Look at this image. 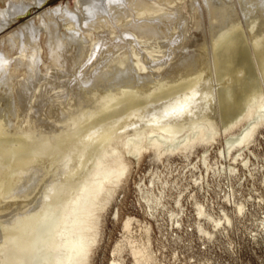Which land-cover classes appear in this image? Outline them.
I'll return each instance as SVG.
<instances>
[{"label": "bare ground", "instance_id": "obj_1", "mask_svg": "<svg viewBox=\"0 0 264 264\" xmlns=\"http://www.w3.org/2000/svg\"><path fill=\"white\" fill-rule=\"evenodd\" d=\"M48 1L0 0V264H94L134 175L149 219L124 218L111 264H161L150 220L180 237L190 198L209 237L245 214L264 0Z\"/></svg>", "mask_w": 264, "mask_h": 264}, {"label": "rangeland", "instance_id": "obj_2", "mask_svg": "<svg viewBox=\"0 0 264 264\" xmlns=\"http://www.w3.org/2000/svg\"><path fill=\"white\" fill-rule=\"evenodd\" d=\"M59 1L61 0H49L48 4ZM258 143V156H253V162L260 166V170L257 169L254 177L249 174L247 177L243 176L241 180L239 177L234 180L238 199L249 200L247 212L238 214L232 224H226V228L221 227L213 237L200 233L195 225L188 227L189 224L194 223L196 213L192 204L194 200L191 198L188 203L190 220L186 221V228L178 229L180 237L175 235L176 232L171 234L173 233L171 227L166 230V225L160 228L155 220H150L154 227L153 247L161 259V264H264V228L259 226L260 218L264 217V135L259 138ZM152 166L151 159L144 158L137 167V175H148ZM134 178L120 192L106 214L105 239L98 249L94 264H111V250L115 240L121 238L123 220L126 216L131 214L142 219H149L138 204V198L141 195L135 187ZM214 188L216 190L210 188L205 192L198 191V198L211 203V206L214 201L215 211L221 212L219 202L222 204L225 202L217 195V191H220L218 186L215 185ZM224 188H228L226 184ZM227 205L232 212L233 207ZM118 208L121 210L122 218L115 220L113 212Z\"/></svg>", "mask_w": 264, "mask_h": 264}]
</instances>
